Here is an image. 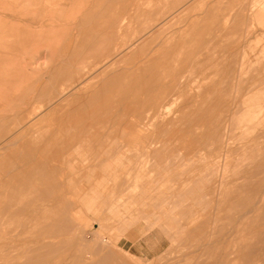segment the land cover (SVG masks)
Masks as SVG:
<instances>
[{"label": "rangeland", "instance_id": "1", "mask_svg": "<svg viewBox=\"0 0 264 264\" xmlns=\"http://www.w3.org/2000/svg\"><path fill=\"white\" fill-rule=\"evenodd\" d=\"M262 2L0 0V264H264Z\"/></svg>", "mask_w": 264, "mask_h": 264}, {"label": "crops", "instance_id": "2", "mask_svg": "<svg viewBox=\"0 0 264 264\" xmlns=\"http://www.w3.org/2000/svg\"><path fill=\"white\" fill-rule=\"evenodd\" d=\"M263 1V2H262ZM262 3H264V0H261ZM262 8L264 9V4H262Z\"/></svg>", "mask_w": 264, "mask_h": 264}, {"label": "bare ground", "instance_id": "3", "mask_svg": "<svg viewBox=\"0 0 264 264\" xmlns=\"http://www.w3.org/2000/svg\"><path fill=\"white\" fill-rule=\"evenodd\" d=\"M138 3V2H137ZM121 48H123V47H121ZM119 50H121V49H119ZM151 117V116H150ZM149 119V118H148ZM0 148H2V147H0Z\"/></svg>", "mask_w": 264, "mask_h": 264}]
</instances>
